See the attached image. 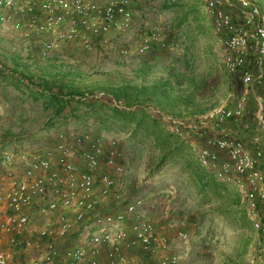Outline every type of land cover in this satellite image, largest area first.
I'll return each mask as SVG.
<instances>
[{
	"label": "built area",
	"instance_id": "built-area-1",
	"mask_svg": "<svg viewBox=\"0 0 264 264\" xmlns=\"http://www.w3.org/2000/svg\"><path fill=\"white\" fill-rule=\"evenodd\" d=\"M204 1L222 65L239 89L229 93L230 105L194 121L150 111L169 134L190 146L216 182L238 192L255 232L248 260L264 264L263 144L251 138L249 148L242 135L249 127L250 94L254 120L264 131V8L255 0ZM131 24L130 0H0V26L40 58L68 43L86 52L107 48L112 39L124 38ZM155 37L154 32L142 36L135 52L144 53ZM118 52L129 50L121 46ZM231 122L239 123L241 132ZM0 163L5 165L0 172V264H178L170 238L144 215L143 198L124 196L123 152L114 138L57 129L43 147L0 150ZM35 217L40 220L36 225L31 222ZM71 236H77V244L63 246ZM186 237L178 230L173 240ZM123 248L137 250L147 262L129 258ZM17 252L28 258L14 261Z\"/></svg>",
	"mask_w": 264,
	"mask_h": 264
},
{
	"label": "rangeland",
	"instance_id": "rangeland-1",
	"mask_svg": "<svg viewBox=\"0 0 264 264\" xmlns=\"http://www.w3.org/2000/svg\"><path fill=\"white\" fill-rule=\"evenodd\" d=\"M255 2L264 8V0ZM130 9L131 30L122 39H112L114 48L98 57L97 66L87 67L83 62L74 66L66 61L68 56L37 57L36 51L23 49L5 25L0 26V150L23 145L43 147L57 129L112 137L123 152L124 196L143 198L144 215L170 238V251L179 256L178 264H251L248 255L254 247L255 232L238 192L231 185L216 182L197 163L190 146L169 134L150 111L156 109L194 121L213 108L230 105L229 93L238 91L239 85L222 65L220 43L205 1L130 0ZM151 32L157 34L159 55L170 61V65L153 67L156 72H165V106L155 103L163 92L154 83L140 89L139 97L147 94V101L139 99L131 104L115 100L122 105L117 110L121 116L109 120L113 117H105L113 109L109 98L104 101L102 95H90L98 91L111 94L115 85H127L130 91L137 88L130 79H121L130 78V67L125 64L133 59L131 49L138 39L136 35L143 42L140 36ZM121 46L128 48V54L117 52ZM117 54L127 60L119 68ZM149 55L147 48L139 59ZM76 73L94 74L100 77L97 82H106L110 87L94 89L83 76L70 78ZM36 92L43 96L33 99L31 95ZM47 94H55L58 99L52 100ZM249 105L255 109L253 100L249 99ZM125 115L134 121L125 120ZM250 117L245 114L249 127L242 133L249 148L253 138L249 133L257 128ZM166 153L170 155L161 161ZM4 169L0 163V172ZM31 222L36 225L40 220L35 217ZM178 230L187 234L185 241L173 240ZM75 244L77 236H71L62 245ZM124 254L147 262L137 250H125Z\"/></svg>",
	"mask_w": 264,
	"mask_h": 264
},
{
	"label": "crops",
	"instance_id": "crops-1",
	"mask_svg": "<svg viewBox=\"0 0 264 264\" xmlns=\"http://www.w3.org/2000/svg\"><path fill=\"white\" fill-rule=\"evenodd\" d=\"M130 30H128L127 32H129ZM136 36H138V39L137 38L135 39V37H134L135 40H134V43H133L132 49H131V56H132L133 59H131V61H130L131 63L128 62L127 64H125L126 67L127 66L130 67V76H129L130 78H128V77L126 79L122 78L121 80L122 81H127L128 79H130V83L131 84H133V85L135 84L137 87H141V89L143 88V90L146 89L147 87H150L154 83L158 84L159 90L161 92H163V93L160 95V99L156 100L155 103L156 102H158V103L161 102V105L165 106V104L163 102L164 101L163 99H166V94H165L166 91H165V88H164V83H165V80H166L165 72H164V70H163V72H162V70H160V72H156L155 69H153V67L156 68L159 64L160 65L163 64L164 66L165 65H170V61L164 59V55H161V56L159 55V53L157 51V45L158 44L155 43L158 40V37L156 39H154V41L153 40H149L147 42L148 51H149L150 55L148 57H145L142 60L139 59L141 57L139 56L138 53L135 52V48L141 42L139 40V35H136ZM140 39H141V36H140ZM113 48H114V46H109L107 48H105V47L96 48L94 50L86 52L83 49H81L78 45H76L74 43H68L65 46H63L60 50H57V51L53 52L52 54H54L55 56L61 57V58L65 57V56H68V59L66 61L67 62L68 61L73 62L74 66L78 65L79 62H81V63L83 62V65L87 64V67H89V66H92L94 64H95V66H97L99 64L98 63V57L102 56L101 55L102 53H104V54L105 53L107 54V52L110 53L111 51H109V50L113 49ZM115 57H116V60L118 62L117 67L119 68V66H122L123 60L125 59L124 58L125 56L117 54ZM78 76H83V75H80V74L76 73V75L74 77L71 76L70 78L78 80L79 79ZM84 76H83V79H85L88 83L92 84V88H94V89L97 88V87L101 88V86H103V88L106 89V87H104V86L108 85L106 82H97V81H101L100 77H96V76H94V74L90 75V76H87V75L85 77ZM107 81H110V80H107ZM118 81H119L118 79L115 80V82H118ZM95 83H99V84H95ZM111 84H113V83H111ZM107 87H110V86H107ZM103 92H105V91H103ZM101 93H102V91H98V93L90 95V97L98 98L100 95H102V96H100V98L102 97V99H104V101H105V98L106 99L109 98L108 100L110 102H112V105L114 106V104H113L114 99L112 98L110 93H108V92H105L106 94L105 93L101 94ZM139 99L147 101L148 100L147 94H141L140 97L138 96L137 101H139ZM249 99L253 100L254 103H255L253 95L250 94L249 97H248V101H247V105H246V108H245V112H246V114L251 115L249 120L250 121L252 120L254 122L255 121V120H253V118H254L253 117L254 110L249 105ZM146 108H148V107H146ZM139 109H145V107L144 106H140ZM249 111H251V112H249ZM254 123H255L257 128H255V131L249 130V132L250 131L251 132H255V133H251L250 132L249 136L250 137L252 136L253 138H255L254 136L258 135V138H260V140L262 141L263 150H264V131L261 129V127H258V124H256V122H254ZM238 124L234 123V122H231L230 125H231V127L233 129L236 130L239 127ZM251 125H252V123H251ZM238 130H240V128ZM245 133H246V131H244V134ZM261 165H262V167L264 169V152H263V160L261 161ZM101 209L103 211H105V210H107V206H102ZM125 250H129V249L123 248V252H125ZM13 258H14V261L25 260L26 258H28V254H20L19 252H17L16 255H14Z\"/></svg>",
	"mask_w": 264,
	"mask_h": 264
},
{
	"label": "trees",
	"instance_id": "trees-1",
	"mask_svg": "<svg viewBox=\"0 0 264 264\" xmlns=\"http://www.w3.org/2000/svg\"><path fill=\"white\" fill-rule=\"evenodd\" d=\"M234 78L232 77V80H233ZM235 83L237 84V81H235ZM116 87H114V88H112L113 90H115L114 92L113 91H111V96H112V98L114 99V101L116 100V101H118L119 99H121V100H124V101H127V102H129V103H135V101H137V98H138V96H139V94L142 92V90H140L141 89V87H137V88H135L134 90H132V91H130V89L128 88L127 90H126V86L127 85H125V86H122L121 85V88H119L120 86H118V85H115ZM128 87H131V86H128ZM43 96V94H37V92L35 93V94H33V95H31V97L33 98V99H37L39 96ZM47 97H49L50 99H52V100H55V99H58L57 98V96L55 95V94H47ZM49 99V100H50ZM115 101V102H116ZM113 107V109H110L109 110V115L107 114L105 117H107V116H110L111 117V115L113 116V117H111L109 120H111L112 118H116L117 116L119 117V116H121V113H119V112H117V110L118 109H120L119 107H116V106H112ZM130 112V111H129ZM54 113H58V110H56ZM132 115H133V113H131ZM105 117H103V120H104V118ZM127 119H129V120H133L132 119V117L131 116H126L125 115V120H127ZM134 121V120H133ZM136 125H138V122H136ZM102 126H104L103 125V123H102ZM167 155H170V153L168 154V153H166V154H164L163 156H162V158H161V161L163 160V159H165L166 158V156ZM161 161H160V163H161Z\"/></svg>",
	"mask_w": 264,
	"mask_h": 264
}]
</instances>
